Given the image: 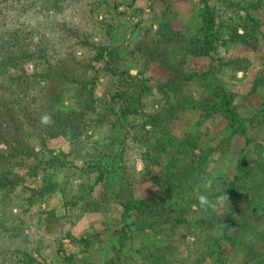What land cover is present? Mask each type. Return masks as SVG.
<instances>
[{
	"label": "trees",
	"instance_id": "1",
	"mask_svg": "<svg viewBox=\"0 0 264 264\" xmlns=\"http://www.w3.org/2000/svg\"><path fill=\"white\" fill-rule=\"evenodd\" d=\"M32 1L0 0V225L15 224L5 235L14 241L21 238V217L34 220L40 232L36 247L25 242L14 249L13 264H94L87 256L105 243L104 236L112 242L106 264H264V101L243 114L250 97L264 90V63L249 95L218 83L228 71L236 78L250 70V59H229L222 51L229 44L259 51L264 0H200L197 28L180 30L162 16L152 38L143 22L122 23L121 1L99 0L113 23L99 22L96 31L101 28L109 42L78 25L60 28L54 40L24 31L14 14ZM88 1L56 0L47 10L62 13L73 3L86 10ZM123 26L137 36L124 33L114 42L113 30ZM194 59H207V69L189 70ZM155 64L163 77L156 87L149 76ZM102 75L111 85L107 97L100 95ZM188 85L196 95L187 93ZM189 112L197 124L178 137L173 124ZM44 115L51 117L47 124L41 123ZM208 123L225 126L227 134L205 147ZM100 132L109 140L93 141ZM237 138L243 145L233 177L213 174L212 158L231 152ZM48 142L67 147L50 148ZM139 158L145 170L136 174ZM26 168L25 174L17 171ZM205 177L227 192L230 204L216 212L199 207ZM145 184L155 190L135 197V186ZM58 194L64 215L42 208ZM109 205L120 213L113 227L81 237L72 233L87 214L110 213ZM137 233L154 241L133 252L128 246ZM177 237L181 246L165 244ZM42 248L60 260L36 257Z\"/></svg>",
	"mask_w": 264,
	"mask_h": 264
},
{
	"label": "rangeland",
	"instance_id": "2",
	"mask_svg": "<svg viewBox=\"0 0 264 264\" xmlns=\"http://www.w3.org/2000/svg\"><path fill=\"white\" fill-rule=\"evenodd\" d=\"M56 0H33L31 3H27V6L32 4L31 8L27 10L20 11L17 15V20H20V23H17L21 28L25 29L24 31H34V36L38 37H47L50 40H54L55 38L59 37L58 32H60V28H65L70 26L78 25L81 28V32L85 31L88 33H92L96 39L101 38L103 41H110L109 37H101L100 30L101 28L96 31V29L100 26L99 22H112V17L106 15L104 12L106 8L103 6H98L99 0H91L88 1V6L86 10H83L82 5H77L74 3L70 7L69 10H65L67 6L64 8L65 11L60 13L58 10L49 9L47 7H51L52 2ZM60 1V0H57ZM63 2V0H61ZM109 1V0H106ZM122 3V6L119 8L120 13H125V20H122V23L125 22H143V26L145 29L151 32L150 38L154 37L153 33L158 29V20L165 16L170 18L173 21L178 29H184L185 27H194L197 28L198 26V10L200 7V0H172V2L168 5V2H164L162 0H119ZM45 3H49V5H45ZM51 3V4H50ZM86 3V2H85ZM84 4V3H83ZM75 6V7H74ZM76 9H80V14L73 18L76 14ZM65 12V13H63ZM264 15V14H263ZM65 25V26H64ZM14 27V26H13ZM124 27V26H123ZM120 29H115L113 32L115 33L114 42H118L123 40L124 33L129 37V39H133L137 35H131L129 31H126V27ZM107 32V26L104 27ZM31 29V30H30ZM11 31V30H9ZM264 31V29H263ZM195 32V29L192 30ZM260 49L256 53H249L247 51H239L238 48L232 44H229L223 51L222 55L229 59H236V58H248L252 62V66L247 74L238 73L236 78L231 72H227L226 74L220 75L218 77V83L220 85L225 86V88L229 91L238 92L242 95H249L251 88L255 82L256 73L262 68L264 63V40L261 41ZM71 43H69V48ZM71 51L74 53V48H71ZM78 57L81 54H77ZM72 58V56H71ZM208 67V60L207 59H198V60H191L189 61L187 68L189 70H196L198 72H203ZM132 74H136L137 70L135 67L131 70ZM149 76L153 77L152 85L156 87V84L163 80L161 75L160 69L155 64L152 68L151 73ZM0 80L4 83L5 78L0 76ZM101 85H100V95L106 96L108 90L110 88V83H108L107 77L104 75L101 76ZM187 93L191 92L194 95L197 94V90L194 89L192 85H188L186 88ZM107 97V96H106ZM264 101V90H261L257 95H253L250 97V105L251 107L248 111H244L243 114L247 115L250 110H253L259 107ZM197 117L194 113H185L180 121L175 122L173 125L176 135L181 137L184 134V131L190 128H194L197 124ZM227 134V128L225 126L221 127H214L210 123L206 124L203 127V145L206 146H213L218 143L220 139H222ZM109 140L106 137L104 132H100L99 136L95 137L93 141L97 142L98 140ZM128 140L127 142H129ZM108 143V141H105ZM59 143V142H58ZM58 143H50L48 142L50 148L56 146L58 149L66 148V144H58ZM53 145V146H52ZM243 145V140L236 139L234 140V146L231 152L225 155H216L212 158L211 169L213 174L218 176H226L227 178H231L234 175V164L236 163V159L239 155V151ZM32 164V161L29 162V165ZM136 169V174L144 173L145 170V163L142 159H137L134 165ZM20 174H25L27 172L26 169H17ZM160 172V170H157ZM134 183V182H133ZM155 190V186L151 184L145 185H138L134 188V196L135 197H145L147 194ZM97 196L100 198L99 189L97 190ZM56 208L59 215L66 214L65 209L62 206V196L55 195L48 199L46 204H43V209L47 210L50 208ZM112 211L110 213H94V214H87L83 217V219L72 229V233L77 236H85L89 233H102L105 227H113V223H117L120 220V213L119 211L109 205ZM8 215L11 214V209H7ZM13 213H17L13 210ZM76 213V211L74 212ZM73 212L71 214H74ZM3 219H7V217H3ZM15 225L14 223H7L0 225V235H4V237L0 236V264H13L12 260L14 259V249L16 247H23L24 243L30 242V247H36L34 244L35 241L39 240L40 232L35 226L36 223L32 219H26L25 217H21L18 221V226L16 227V233L21 235V238L18 240H13L12 238L5 239V235L8 234L9 229L11 226ZM184 232V231H182ZM133 238L130 241V245L128 249L137 250L143 244H151V241L148 236L143 234H134L132 235ZM25 237H28L25 240ZM105 243L100 244L97 251L91 255L90 257L87 256L88 260L93 261L94 264H106L109 260V249L111 247L112 242L107 240L104 236ZM180 237L176 238V241L172 243V241L168 240L165 244L170 245H179L181 246L182 243L180 241ZM69 243V242H68ZM40 253L36 255L38 258H44L48 262L57 263L60 260V256H58L54 251L42 248L39 250ZM131 251H126L128 255ZM134 252V251H133Z\"/></svg>",
	"mask_w": 264,
	"mask_h": 264
},
{
	"label": "clouds",
	"instance_id": "3",
	"mask_svg": "<svg viewBox=\"0 0 264 264\" xmlns=\"http://www.w3.org/2000/svg\"><path fill=\"white\" fill-rule=\"evenodd\" d=\"M51 120V117L44 115L41 117V123L47 124ZM202 188V192L198 196L199 207L205 212H216L230 204V197L227 192H222L216 185L213 177L202 178V182L199 185ZM211 194V198L210 195Z\"/></svg>",
	"mask_w": 264,
	"mask_h": 264
}]
</instances>
